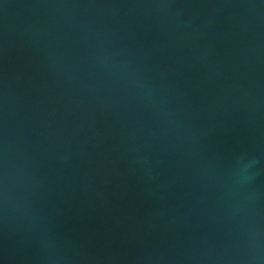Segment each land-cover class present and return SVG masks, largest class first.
Wrapping results in <instances>:
<instances>
[{
	"label": "water",
	"instance_id": "95a60500",
	"mask_svg": "<svg viewBox=\"0 0 264 264\" xmlns=\"http://www.w3.org/2000/svg\"><path fill=\"white\" fill-rule=\"evenodd\" d=\"M0 264H264V0H0Z\"/></svg>",
	"mask_w": 264,
	"mask_h": 264
}]
</instances>
